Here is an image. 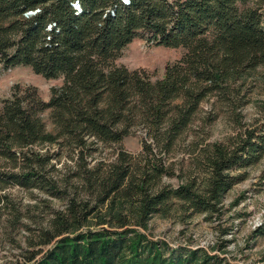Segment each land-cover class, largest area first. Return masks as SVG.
Masks as SVG:
<instances>
[{
    "label": "trees",
    "instance_id": "16d2710c",
    "mask_svg": "<svg viewBox=\"0 0 264 264\" xmlns=\"http://www.w3.org/2000/svg\"><path fill=\"white\" fill-rule=\"evenodd\" d=\"M141 32L185 51L160 80L117 64ZM0 64L62 80L49 101L16 84L0 107V219L22 220L10 188L66 201L24 264H235L202 249L178 254L148 232L156 216H221L226 195L264 157V125L242 123V80L259 70L264 78V0H0ZM210 99L236 133L222 142L194 137L192 171L179 186L164 185ZM134 129L146 135L138 154L122 147ZM55 144L74 162L66 179L54 175L56 155L43 152ZM100 145L121 148L105 161L93 158Z\"/></svg>",
    "mask_w": 264,
    "mask_h": 264
},
{
    "label": "rangeland",
    "instance_id": "374dc122",
    "mask_svg": "<svg viewBox=\"0 0 264 264\" xmlns=\"http://www.w3.org/2000/svg\"><path fill=\"white\" fill-rule=\"evenodd\" d=\"M184 52L181 48L151 44L147 33L141 32L123 51L117 64L130 70H143L153 81H157L164 77L166 66L181 59ZM246 78L242 80V93L246 95L248 103L243 110L242 123L245 128L260 127L258 129L261 130L264 125V78L261 70ZM16 84L36 87L42 99L49 101L51 89L61 86L62 80L44 79L28 67L7 69L0 64V107L5 99L11 97ZM212 105L213 99H210L201 106L191 137L182 142L171 160L176 176L164 178V185L177 187L192 171V162L187 153L194 137H199L200 141L207 138V142H222L236 133L229 112ZM216 115L217 119L209 125V120ZM42 117L48 131L55 132L49 113ZM132 131L124 139L122 147L138 154L146 135L140 129ZM61 141L62 139L59 142ZM120 148V145H100L93 158L111 161L116 158ZM48 150L56 155L52 163L58 170L54 174L58 179H66L76 171L67 146L55 144L43 148V152ZM8 193L21 207L22 220L12 226L7 222L6 216L0 219V264H24L25 255L37 249L31 246L32 242L37 241L35 236L42 230L49 229L55 212L63 210L66 201L39 190L10 188ZM224 206L221 216L213 218L205 214L185 217L178 213H173L168 218L156 216L150 222L148 233L155 240L167 243L178 254L188 253L191 249H202L210 255H222L235 264H264V157L259 164L248 169L247 179L226 195ZM260 228L262 233L257 232Z\"/></svg>",
    "mask_w": 264,
    "mask_h": 264
},
{
    "label": "water",
    "instance_id": "95a60500",
    "mask_svg": "<svg viewBox=\"0 0 264 264\" xmlns=\"http://www.w3.org/2000/svg\"><path fill=\"white\" fill-rule=\"evenodd\" d=\"M126 3L128 2V0H124ZM77 8H79L80 9V6H79V4L77 5ZM37 13V11H35V12H29L28 14H27V16H34L35 14Z\"/></svg>",
    "mask_w": 264,
    "mask_h": 264
}]
</instances>
